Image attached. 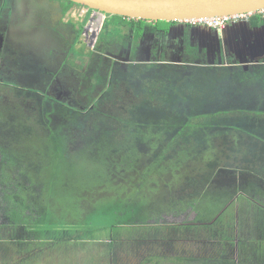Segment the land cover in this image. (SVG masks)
Here are the masks:
<instances>
[{
  "label": "rangeland",
  "instance_id": "obj_1",
  "mask_svg": "<svg viewBox=\"0 0 264 264\" xmlns=\"http://www.w3.org/2000/svg\"><path fill=\"white\" fill-rule=\"evenodd\" d=\"M68 5L64 0H5L3 9L11 11V18L16 13L19 21L12 30L2 32L3 38L13 44L11 48L27 40L33 48H38L40 34L23 27L37 25L31 12L47 14L44 19L49 23L48 28L55 31L56 35L51 34L54 39L59 36L58 19L75 30L76 44L71 47V57L81 60L82 69L86 63L95 64L101 58L98 53L94 56L92 51L98 47L99 34L107 17L96 14L100 23L93 22L91 18L95 12L75 4L70 5L64 16H58ZM19 13L30 21L23 22ZM92 24L95 26L90 32ZM180 27L176 25L174 29ZM205 31L193 28L191 34L205 48L217 44V39L205 41L203 36L214 35V32ZM223 31H219L221 45L228 54L232 42L229 39L228 43L223 42ZM147 36L141 38L142 46L138 50L152 47ZM101 43L99 47L106 49L104 54L113 59L112 72L107 76L102 68L98 69L101 84L96 87L90 82L94 73L84 76L81 92L91 91L96 95V98L89 97L92 99L104 98L103 103L95 106L101 107L99 113L113 114L117 118L108 119L109 131L118 130L120 126L126 127L123 129L126 131L130 121L142 128L134 126L131 131L120 130L121 136L115 134L102 144H95V148L87 149L88 136H81V133H94L89 130L91 127L80 129L68 121L61 125H43L41 115L48 109L46 102H51L50 96L48 101H41L43 73L37 80L29 77L27 60L11 61V73H0V148L17 159L13 164L15 169L25 165L26 172V176L19 177V173L9 170L8 178L0 179V264H92L100 255V264H136L154 252L165 257L161 264L172 263L169 259L179 256H191L196 264L212 261L219 264L217 259L234 254L239 255L244 264H264V90L257 95L258 89H253L243 99H238L239 94L230 90L223 101L213 103L220 98L207 87L210 84L205 74L199 76L205 88L199 90L197 75L183 73L193 77L192 84L197 89L191 90L184 84V77L176 76V72L165 65L163 55L155 58L157 61L138 57L134 62L131 50L123 49L122 45L105 48ZM56 51L61 52V47ZM235 51L238 53L237 49ZM57 52L50 51L48 56L58 60ZM243 57L251 59V55ZM148 60L150 67L146 64ZM228 61L232 62L229 66H245L248 70L264 64V56L255 57L245 65L236 60ZM202 63L189 61L183 67L195 70L210 66ZM105 67L109 66L105 64ZM183 96L186 99L192 96L188 113L186 105L179 101ZM81 97L80 105L87 106L84 95ZM194 108L195 124L206 123L212 120L208 116L229 110L232 125L224 124V132L213 136L210 147L204 145L200 149L202 152L196 150V157L171 161L173 154L166 151L165 144L169 137L171 144L180 138H173L178 128L165 132L162 125L188 121ZM131 111H137L138 117L132 116L131 113H135ZM13 115L33 121L27 126L17 124L19 121ZM200 115L207 119H200ZM59 125L62 132L67 133L69 149L60 143L66 136L56 131ZM198 137L205 138L201 134ZM161 155L164 156L162 161L159 160ZM3 157L0 149V164ZM30 165L42 167V171L35 173L26 167ZM16 182H19L18 188ZM197 192L201 196H195ZM12 203L22 206L26 215L35 209L37 212L33 214L39 221L33 219L35 216L18 223L13 221L7 213ZM126 210L131 211L130 217L126 216ZM122 220V226L111 227ZM16 224L21 227L11 229ZM40 225L43 227L39 228L38 237L29 238ZM72 228L76 231L72 232ZM56 230L58 233L53 235L58 238L49 235V231Z\"/></svg>",
  "mask_w": 264,
  "mask_h": 264
},
{
  "label": "trees",
  "instance_id": "obj_2",
  "mask_svg": "<svg viewBox=\"0 0 264 264\" xmlns=\"http://www.w3.org/2000/svg\"><path fill=\"white\" fill-rule=\"evenodd\" d=\"M64 1H66L70 5L73 4L72 2H69L67 0H64ZM70 5L65 7L64 13H66L70 10ZM174 24H176V23L175 22H165V21L149 22V21H142V20H130V19L123 18L120 16H109L105 20V22L102 26L101 32L99 34V39L97 42L98 47L96 48V50H97V52L104 54V51L106 49H104V48L102 49L101 46L99 47L100 42H103L101 44H103L105 48L111 47V46H117V45H119V46L122 45V47L126 48V46L128 44L127 41L128 42L133 41L134 43H136L143 36V34H150V33L156 34L157 32H162V34L168 36V33H169V31H171V27ZM245 25H246V27H248V29L250 31H253L255 29H259L262 26H264V16L261 14H256L253 17H251L250 20L247 23H245ZM245 25L243 23H240V25L238 27H239V29H243L245 27ZM209 32H212V31H209ZM195 53H197V52H194L193 54H195ZM94 56H96V55H94ZM98 57H101V56L99 55ZM196 60L197 59L195 58V59H192L190 61H192V63H196ZM228 60H233V57L228 59ZM227 61L223 62L222 65L215 63L214 65H210L209 67H206L204 69L199 67V68H195V70H193L192 68H185L183 66L177 67L175 65H171V66L167 65V67L170 70H172V72L175 71L176 73H174V72L173 73L176 76L184 77V79H182L183 82H186L184 84H186V85L188 84V87L191 90H192V88L197 89V87L193 86V84H192L193 77H190L191 75L187 76L186 74H183V73H192L193 72L195 75H197L196 77H198L197 79L199 82L198 83L199 84V86H198L199 90H203L205 88V87L201 86L199 76L201 74H205L208 78V83L210 84V86H207V87H209V89H211V90H214L217 97L220 98V99H216L218 101H215L213 103L218 104L219 101H223L222 99H224L226 94L231 93L230 90H233L234 92L239 94L238 99H243L245 97H248L250 95V93L253 91V89L254 90L258 89V90H256V94L260 95L259 92H262L264 90V64L251 66L247 70V69H244L245 67H241V66H235V67L229 66V64H231L232 62H230V61L227 62ZM147 67H150V65H148ZM228 74L230 75V77ZM226 75H228V78H226ZM175 80H177V78H175ZM92 84L94 87L99 86L101 84V81H100L98 75H95V77L92 80ZM233 86H236V87H233ZM229 87H232L233 89H231V88L229 89ZM14 90H17V89H14ZM180 98L181 99L179 101L181 103H183L184 105H186V110H187V107L191 106V100L190 99L192 98V96L187 98V99L185 96L180 97ZM103 99L104 98H101V99L89 98V102L91 100L92 101L90 103H88V107L94 106V109H92L90 111L87 108L85 110L81 109L80 107L76 108V106L73 103L68 104L67 106L64 107V105H62V104L59 105V104H56L54 102H51L50 107H48L47 110H44V112L41 115L42 121L47 125H50L51 123H61L62 124L63 122L68 121L71 123V125H73V127H79L80 129H87L88 127H91V129H89V130H93L94 133L91 132L88 135H84L85 133H81V136H84V137L88 136V137H86V140H87V147L86 148L87 149L92 148V147L95 148L96 147L95 144H99L101 142L103 143L104 141H107V139L109 137L114 136L115 134H116V136L117 135L121 136L122 132L131 131L134 128V126L138 127L139 130H140V128H142L138 124H135L133 121H130L131 125L127 126L128 130H126V131L123 130L124 128H126L124 126H120L118 130L109 131V128H111V124L110 125L108 124V119L110 118L113 121L114 119H117V118H114L113 114L111 116H107V114L103 115L102 113H99V110L101 107L97 108L95 105H98L99 103H103L102 102ZM107 99H109V98H106V100ZM44 102H46V101L44 100ZM177 103H178V100H177ZM177 103H176V105H177ZM183 109H184V107H183ZM183 109L181 108V110H183ZM61 110H65L66 114L63 115V113L60 112ZM131 110H133V109H131ZM174 111H175L176 115L179 117V111L177 109ZM195 111H196V109L194 108V111L191 112L189 115V120L184 122V123L177 122V121L176 122L171 121L170 124H165V125L163 124L162 125V126H164L165 132H171L172 129L178 128L176 130V133L174 134L173 138L174 137L177 138V136L180 138L177 141H174L173 144H171L172 139H171V137H169V140L165 144L166 145V151L169 154H173L171 161L179 160V159L185 161L187 159H191V157H196V155H198V153H196V150H198V151H200V149L202 150L204 145H206V146L209 145V147H210L209 141L214 139L213 136L215 137V136L222 134L224 132V129L226 128L224 126V124L232 125L231 123H229V114L231 113L229 110L226 112L225 111L224 112H218L217 114H215L214 117L208 116V119H212V120H208L206 123H200V124H195L193 122ZM131 112L135 113V114L131 113L132 116L138 117L137 111H131ZM182 113H184V112H182ZM187 113H188V110H187ZM13 117L15 118L16 121H19L17 124L25 123V126L31 124L30 122L33 121V120H31V118L28 121H25L22 117L17 116V115H13ZM222 117H224L225 119H223ZM26 118H28V117H26ZM200 119H207V117H203L200 115ZM119 121L122 122L123 120H119ZM166 121H168V120H166ZM241 123L245 124L246 122L241 121ZM248 123H251V121H249ZM104 125L107 126V129H102V126H104ZM166 125H168V126H166ZM120 130H123V131L120 133ZM53 131L54 130H51L52 134H53ZM56 131H58L60 134L63 133L59 127ZM66 134L67 133H63V135L66 136L64 138V139H66V141L64 139H62L60 141V143H63L65 145V147H67L69 149L70 148L69 147L70 142H69V139H68ZM200 134L205 136V138L200 139L198 137V135H200ZM100 137H106V138H100ZM213 145H215V144L213 143ZM189 147H192V150L189 149ZM0 149H1L2 154L4 155L3 162L0 164V179L8 178V174H10L9 170H12V173H14L15 171L17 173H19L18 174L19 177L26 176L25 165L20 167L22 169H15L13 167V164L17 161V159L14 160V158H13L14 156L12 154L6 153L5 150L2 148H0ZM200 152H202V151H200ZM162 156L163 155H161L159 160H161V158L164 157V156L163 157ZM12 158H13V160H12ZM54 159H55V161L57 159L56 153H55ZM26 167H28L29 169H32L35 173H40L42 171V167H36L33 165L26 166ZM17 180H19L18 177H17ZM16 185L17 186H15V187L18 188L19 182H16ZM195 196H201V194H199V192H197V194H195ZM34 210H32L30 214L26 215L25 211H23V209H22V206H17V204L12 203V205L11 206L9 205V207L7 208V213L10 216H12L13 221H15L17 223L22 222L23 220H25V218L30 219L31 216H35V218L33 217V219H36L37 221H39L38 216L33 214V213L37 212ZM222 211L227 213L226 209H222ZM125 212L127 213V215L125 214ZM125 212H123V215H126L127 217L131 216V213H129V212H131L130 210H128V211L126 210ZM198 214L200 216L199 210H198ZM20 225L21 224L13 225V226H11V229L14 227L19 228V227H21ZM122 225H123V220H122V222L114 223V225H112L111 227H113V226L119 227ZM95 226L96 225H94V227ZM40 227H43V226L40 225L39 227H35V229L36 228L37 229L36 230L34 229L35 230L34 233L31 234L29 236V238L34 237V239H35L36 237H38L37 235H38ZM98 228H100V227H98ZM80 230L84 231L83 227H80ZM80 230H79V232H81ZM58 231L59 230L49 231V233H50L49 235L52 234L53 237H57L58 235H53V234L58 233ZM75 231H76V228H72V232H75ZM16 235L21 236L20 233H16ZM57 238H55L54 241H56ZM100 258L102 260L101 255L98 257V261H95L92 264H100L101 263V261H99ZM217 260H218L219 264H244L242 258H240L239 255L236 256L235 254L234 255H228V257L226 259H217ZM164 261H165V257L160 256L158 253L154 252V254H150V255L147 254L144 260H140L136 264H161V262H164ZM169 261L172 262L169 264H196V262H197L191 256L174 257V258H170ZM198 264H202V263L199 262ZM204 264H206V263H204ZM210 264H217V263L215 261H212V263H210Z\"/></svg>",
  "mask_w": 264,
  "mask_h": 264
},
{
  "label": "flooded vegetation",
  "instance_id": "obj_3",
  "mask_svg": "<svg viewBox=\"0 0 264 264\" xmlns=\"http://www.w3.org/2000/svg\"><path fill=\"white\" fill-rule=\"evenodd\" d=\"M3 2H5V0H0V46L7 43L6 39L3 38L4 34L2 32H5L7 29L12 30L15 24L19 21L16 18V15H15L16 13H13V17L11 18V14H9L11 11L3 9L2 7ZM3 11L6 12L5 15H3ZM31 13L32 15H30ZM31 13H27V14L35 17L36 19L35 23L37 25L28 24L29 26H32V27L25 26L23 27V29L29 32L30 31L35 32V33L37 32L40 34L41 41L39 43L38 48L37 47L33 48L32 47L33 45H31L28 40L23 41V43L14 45L13 48H11L13 45L11 43H7L6 46L0 47V73L5 74V73H8L9 71H10L9 73H11L12 65L9 64L11 61L14 63L15 61L23 62V60H27V63L29 64L28 69H27L29 70L28 72L30 73L29 77L37 80L41 72L43 73L44 79L40 81L42 82V87L40 89V91L42 92V94H40L41 101L43 99H45V101H48L47 97L50 96L49 100L51 102L52 100L50 98L53 97V98L58 99L61 102V104L64 106H67L68 104L73 103L76 106V108L80 107L81 109H84V110L87 108L89 111L94 109V106L88 107V105L85 106L82 103L80 105V102H82L80 98H82L81 96L83 95L85 97L84 103H87V104L90 103L89 97L92 96L96 98V95L94 96L93 94L90 93L91 91L89 92L88 90H86V91L81 92V88H80L82 85L81 83L85 80V77H87V75L91 76L90 75L91 73L98 75V69L100 68H102V70L105 72V75L109 76L112 72L111 70L112 64L114 63L113 59L111 58V56L103 54L101 57H99L101 58L100 61H96L95 64L91 62L86 63V66L82 69L81 60L71 57V55H73L71 54L72 52L71 47L73 45L75 46L76 44L75 43L76 37L74 35L75 30L72 27H69L67 23H64L62 19L57 18L58 20L56 21V23H57V28L59 29L58 31L59 36L58 37L55 36V39H54L53 36L56 35L55 31L48 28L49 23L46 21V19H44V17H46L47 14H42V13H37V12L36 13L31 12ZM59 15L64 16L65 15L64 10L58 13V16ZM2 16L6 17L7 20L3 21ZM19 16H20L19 18L23 22L28 23L30 21L25 17L23 13H19ZM104 16H106L107 18L109 17V15H104ZM176 25H180L181 27L179 29H174ZM193 28H198L200 30H203L204 27L193 26L185 22L176 23L171 27V31H169L168 36L162 34V32H157L156 34H152V33L143 34V36L148 35L147 37H149L152 42V45H151L152 47H148L146 51L138 50V48L142 46L141 38L143 36L136 43H134L133 41L131 42L127 41L128 44H127L126 49L131 50V54L133 55L134 62H137L138 57L139 59H142V57H146V59L149 58V59L155 60V58H159L161 55H163L165 59L164 62H166L165 65H175V66H184L185 62H188L195 58L197 59L196 62L201 61L203 62L202 64H204L205 62L208 64L212 63L213 65L215 63L220 64L219 63L220 60H222L223 62H226L228 59L232 58L230 48L228 50V54H227L228 56L222 55L221 57L220 55L221 52L219 48L213 47L211 45L206 46L205 48L202 44H200V42H197L198 40L193 38L191 34ZM86 33H87V36H89L87 30H86ZM10 34H11V31H10ZM47 34H50V36L51 34H54V35H52L51 37L50 36L47 37ZM44 35H46V37H44ZM194 35H198V34H194ZM13 37H14V33H13V36L9 39V42ZM65 39L66 41L63 42V40ZM203 44H207V43H203ZM131 45H132V48H131ZM58 46L61 47V52L56 51V48ZM156 46L159 47L158 50H153V48H156ZM7 48H8V52L7 51L5 52V49ZM123 49H125V47ZM50 51L55 52V53L57 52V54L59 55L58 56L59 59L58 60L53 59L52 56H48L50 54L49 53ZM92 52L94 53V55H96L97 53H98V56L101 55L96 50ZM194 52H197V53L193 54ZM153 54L156 56L154 57ZM47 56L48 58L46 59L45 57ZM18 62H17V65H20ZM105 64L108 65L109 67H105ZM146 64L150 65L151 63L150 61H148V63ZM40 65L42 67L40 69L37 68ZM71 66H73L72 70H70ZM17 69L22 70L20 67H18ZM53 77L55 79L52 80ZM92 80L93 79L90 80L91 83H92ZM54 81H57V82L53 83ZM71 82L73 84H71ZM109 85H110V82H109ZM107 86L108 85L106 83V86H105L106 89H107ZM67 100H69V103L66 102ZM50 103L46 102V105L50 107ZM45 110H47V108ZM43 125H45L44 122H43Z\"/></svg>",
  "mask_w": 264,
  "mask_h": 264
},
{
  "label": "water",
  "instance_id": "obj_4",
  "mask_svg": "<svg viewBox=\"0 0 264 264\" xmlns=\"http://www.w3.org/2000/svg\"><path fill=\"white\" fill-rule=\"evenodd\" d=\"M75 5L86 7L89 10L103 15L120 16L130 20L149 22H175L209 19L215 17L234 16L259 12L264 9V0H67ZM244 22L243 24L245 25ZM239 24L234 28L223 31V42L231 40L229 45L231 56L239 64L245 65L255 57L264 56V26L250 31L248 27L239 29ZM205 30V28H203ZM214 35L203 36L205 41L217 39V44H210L220 49V55H227L221 45V33L215 30ZM201 36V35H200ZM209 46V45H208ZM238 50V53L235 50ZM244 55H251L243 57ZM228 56V55H227ZM230 57V56H229ZM149 61V60H148ZM257 62V61H256ZM219 65L223 61H219ZM210 65H213L210 63ZM245 67V66H244Z\"/></svg>",
  "mask_w": 264,
  "mask_h": 264
},
{
  "label": "built area",
  "instance_id": "obj_5",
  "mask_svg": "<svg viewBox=\"0 0 264 264\" xmlns=\"http://www.w3.org/2000/svg\"><path fill=\"white\" fill-rule=\"evenodd\" d=\"M96 14H100V13L95 12V14L91 18V21H93V22L98 21V23H100V17H99V20H98V18L96 19V16L98 17V15H96ZM256 14H261L264 16V9L259 11V12H255V13H248V14H241V15H234V16L215 17V18L201 19V20H193V21H187L185 23H189L193 26H199V27L201 26V27H204L206 29H211V30H215V31H223L232 24H239V23L248 22L250 20V18ZM94 26L95 25H93V24L90 26V28H89L90 32L93 31Z\"/></svg>",
  "mask_w": 264,
  "mask_h": 264
},
{
  "label": "crops",
  "instance_id": "obj_6",
  "mask_svg": "<svg viewBox=\"0 0 264 264\" xmlns=\"http://www.w3.org/2000/svg\"><path fill=\"white\" fill-rule=\"evenodd\" d=\"M99 54H101V53H99ZM103 54H101L100 56H102ZM51 100H52V102H54V103H58L59 105H61V102L58 100V99H56V98H50ZM65 107V106H64ZM61 113H63V115H65L66 114V112H65V110H61L60 111ZM59 124H61V123H59ZM59 128H60V125H59Z\"/></svg>",
  "mask_w": 264,
  "mask_h": 264
}]
</instances>
